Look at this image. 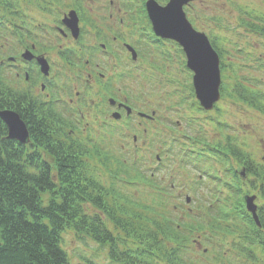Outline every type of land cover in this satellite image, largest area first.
I'll list each match as a JSON object with an SVG mask.
<instances>
[{"label": "trees", "instance_id": "trees-1", "mask_svg": "<svg viewBox=\"0 0 264 264\" xmlns=\"http://www.w3.org/2000/svg\"><path fill=\"white\" fill-rule=\"evenodd\" d=\"M257 10L243 11L231 28L237 34L242 30L243 39L220 37L238 55L237 63L235 57L224 61L225 52L218 47V38H212V42L223 58V94L264 114V62L246 51L249 42L244 36L250 33L264 37V13ZM210 22L227 27L216 16ZM4 107L23 118L30 142L20 144L3 137L6 128L0 120V264H73L62 247L63 233L69 230L79 239L88 237L99 248L106 247L108 258L115 263L205 264L210 251H197L192 245L198 221L189 219L181 226L176 224L167 213L165 190L159 189L163 193L159 212L132 200L115 183L123 180L126 185H134V175L130 176L121 166L112 168L111 158L98 148L94 159L113 182L107 187L95 176L85 174L79 158L74 156V148L57 140V120L45 115L33 101L23 105L22 97L0 82V109ZM241 135L238 133L233 143L234 135L227 134L226 145L219 153L222 161H230L229 172L235 167L245 169L248 183L233 172V181L224 184L219 202L210 208L216 207L209 213L214 217L248 216L243 204L246 186L264 198V162L250 155L246 137ZM127 178L131 180L126 181ZM258 210L264 225V204Z\"/></svg>", "mask_w": 264, "mask_h": 264}, {"label": "flooded vegetation", "instance_id": "flooded-vegetation-1", "mask_svg": "<svg viewBox=\"0 0 264 264\" xmlns=\"http://www.w3.org/2000/svg\"><path fill=\"white\" fill-rule=\"evenodd\" d=\"M139 1L0 0V82L23 105L33 101L55 118L57 140L73 147L89 169L94 144L106 153L131 139L137 151L140 140L156 158L188 128L189 103L172 105L164 97L171 90L157 87L158 74L170 70L164 52L173 41L153 34ZM28 52L46 60L47 74Z\"/></svg>", "mask_w": 264, "mask_h": 264}, {"label": "rangeland", "instance_id": "rangeland-1", "mask_svg": "<svg viewBox=\"0 0 264 264\" xmlns=\"http://www.w3.org/2000/svg\"><path fill=\"white\" fill-rule=\"evenodd\" d=\"M158 1H160L161 3L163 0H158ZM190 3H192L191 4L192 9L189 10L187 16L188 19L191 20L190 22L191 23L193 22L192 23L193 26L196 27L198 30L204 31L205 33L208 32H213L216 34L218 33V35H224V36L232 35L235 37H240L241 39H243V37L241 36L242 30L238 34L236 33V31L233 32L229 30L223 33L220 29L211 26L210 24L211 14H215L217 18H220V22L221 21L223 22L222 24L224 25L226 24L228 28H232L236 23L237 16L242 15L243 11L252 12L255 8L256 9L258 8L257 11L264 13V0H192ZM244 36H245V40H247L251 44H254L259 49L258 51H255V53L258 52L257 53L258 58L262 60V57L264 56V37L250 33H246L244 34ZM218 44L222 46L223 41H219ZM248 52L250 53L251 50H248ZM238 60L239 57L234 58L235 63H237ZM183 78L184 77L179 76L178 81H182ZM171 83H172L171 87L175 88L177 86L176 82L173 81ZM167 96L168 95L164 97ZM216 107H218V109L212 111L210 114L204 112L200 113L199 115L200 118H197L198 112L196 110L189 111L190 119L188 123L196 124V125L200 124L201 126L203 125L202 127L204 130L201 134L198 133L197 137L207 142L222 140L221 136L223 137L226 133L224 130L217 128L216 126L217 122L229 124L231 126V129L226 130L227 132L233 129L234 133L242 134L240 128L242 129L243 127V128H247V130H245L247 131L246 132V136H247L249 131L253 132L254 130L256 133L253 132L251 136H247V141L249 138H251V142L253 144H257L255 150L251 152L255 153L256 154L255 157L259 159L260 156L263 155L262 152L264 151V140H262V137L264 138V115H262L261 113L257 114L256 111L249 109L248 107L243 108L242 105H240V103H236L233 100L225 97L224 99H221L220 102H218ZM198 121H203V122L199 123ZM196 129L198 128L191 127L189 131L191 133L190 135H193L196 132ZM188 134L189 133H187V135ZM179 139H183L186 145L190 144V141L184 137ZM138 145L143 146L140 142L138 143ZM114 146H120V145L119 144L112 145V150H114L113 149ZM127 146L128 145H125V147ZM129 151L131 150L129 149ZM189 154L190 155L194 154V156L191 157L188 156V157L192 158L194 160L195 165L198 166L195 167L193 164H187L185 160L182 163L185 165V169L187 170L188 179H191L190 180L191 188H187L186 191H180L179 187L181 185V179L177 174V170L179 167L176 168L174 171H170L171 165L168 166L167 171H162L161 174L159 175V178L163 180L165 184H167L169 175H173V179L171 180V182H174L175 188L173 190H170L169 192L170 197H172L170 198L171 203L184 204V196L188 194L189 196L192 197L189 207L193 209L192 210L193 213L197 214V212L200 209V206H198L199 205L198 201L210 197L209 193H205L208 192L206 191L207 183H205V179H204V177H206L205 172L209 171L212 174H217L218 168L219 169L224 168L225 164L220 162L221 159L218 158L219 163L213 166L214 165L213 162H215V160L214 159L207 160V156L205 155L202 156L201 154H204V152L201 151L195 150L194 152H190ZM152 158L154 160V156ZM202 159H206V160L203 161ZM174 160L175 159H172V162ZM138 161L140 162V160ZM144 164H145L144 170L142 171L145 176H148L150 172L151 164L148 162L147 158H145ZM216 165H218V168L216 167ZM139 167H140V163H139ZM103 172L105 175H108L107 171L103 170ZM133 175H134L133 183H139L141 185L125 187L126 193L130 196L132 200L139 201L141 203H145L146 205L152 206L153 204L152 200L156 198V195L154 194L150 196V194H152L154 191L149 186H147V184L145 183V179L137 177L134 173H131L130 176ZM101 177L103 178V180H107L105 177H103L102 174ZM129 180L131 179L128 178L126 179V181ZM157 182H159V180H157ZM178 184L180 185L177 186ZM208 184H211L212 187H215V184L212 183H208ZM119 185L124 186V184L122 183H119ZM178 194L181 197V199L177 198ZM187 206L188 205L184 204L181 207L186 208ZM155 207L157 208V210H160L157 205H155ZM195 210H197V212ZM167 213H169L171 217L173 218L175 217V211L173 209L169 208ZM176 214L179 215L180 210ZM62 247L69 255L73 264H119L112 262L108 258V252L106 250V247L105 250L102 249L101 247L99 248L97 243H95L88 237H83L79 239L76 237L75 233L70 230L63 233Z\"/></svg>", "mask_w": 264, "mask_h": 264}, {"label": "water", "instance_id": "water-1", "mask_svg": "<svg viewBox=\"0 0 264 264\" xmlns=\"http://www.w3.org/2000/svg\"><path fill=\"white\" fill-rule=\"evenodd\" d=\"M190 1L192 0H169L166 5L161 6L155 0H147L146 8L155 34L173 39L182 46L187 57V67L194 73L193 85L196 97L202 107L209 110L220 97L219 58L206 34L195 30L186 18L183 6ZM71 20L76 25V18L72 14ZM72 32L77 33L76 26H72ZM40 64L41 70L46 72L45 63L40 62ZM0 118L7 125L8 138L17 139L21 143L28 141L27 128L18 114L3 110L0 111ZM253 200V196L245 197L247 210L257 220Z\"/></svg>", "mask_w": 264, "mask_h": 264}]
</instances>
